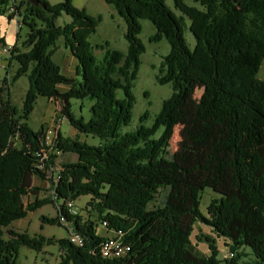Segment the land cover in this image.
Returning a JSON list of instances; mask_svg holds the SVG:
<instances>
[{"label":"trees","instance_id":"16d2710c","mask_svg":"<svg viewBox=\"0 0 264 264\" xmlns=\"http://www.w3.org/2000/svg\"><path fill=\"white\" fill-rule=\"evenodd\" d=\"M13 1L0 0V16L21 18L20 30L28 31L20 45L24 52L16 33L10 53L17 65L14 76L0 78V264H18L21 247L40 251L52 244L61 253L59 264H264V82L257 77L264 62V0H193L197 7L174 0L180 17L164 0H104L125 23L127 49L125 54L105 49L101 61L89 42L99 19L71 0L52 6L44 0ZM63 14L69 22L56 25ZM183 16L190 20L192 51L183 37ZM139 20L155 27L150 41L169 44L155 82L168 83L172 95L163 100L151 126H143L144 112L134 130L123 132L131 123V82L145 50ZM61 38L77 61L78 79L63 76L51 59ZM0 45L6 46L1 35ZM116 69L123 83L111 77ZM23 76L29 87L17 111L8 91ZM192 85L203 91L188 139L210 153L203 164L183 169L168 148ZM60 86L68 90L62 93ZM38 97L61 101L62 117L97 145L64 137L57 129L46 147L43 127L33 131L26 123ZM70 99L92 101L88 121L71 113ZM59 155H74L75 161L57 165ZM195 169L204 172L202 181L191 175ZM35 177L49 181L48 198L38 199ZM204 189L219 196L206 215L199 211ZM83 196L89 200L82 213H69L68 201ZM50 204L58 214L41 221L66 228L68 236L79 235L83 245L10 229L12 222ZM196 224L223 237L234 257L217 259L206 236L210 254L197 252L190 241ZM111 239L123 255L109 249L103 256L102 245ZM241 249L249 251V262L242 263Z\"/></svg>","mask_w":264,"mask_h":264},{"label":"rangeland","instance_id":"374dc122","mask_svg":"<svg viewBox=\"0 0 264 264\" xmlns=\"http://www.w3.org/2000/svg\"><path fill=\"white\" fill-rule=\"evenodd\" d=\"M20 0H14V3H18ZM50 4L55 5L63 0H44ZM166 6L170 9L175 16L180 17L181 14L174 9V0H164ZM187 5L197 7L198 5L193 0H183ZM71 5L76 8L84 9L87 14L99 19L98 26L95 33L89 36V42L94 46L93 56L97 61H101L104 55V50L117 51L125 54L127 49V42L124 39L126 33L125 23L122 18L114 11L110 5L105 4L104 0H71ZM21 12V10H20ZM22 13V12H21ZM184 18V39L189 50H193L195 41L192 34L189 32V19ZM19 22L21 18L18 17ZM69 18L64 14L56 20V25L62 26L67 24ZM140 35L139 40L144 45L145 50L139 57V65L137 67V78L132 83V96L134 97V105L131 110V123L128 127L123 129V132H129L135 129L139 125L140 117L147 112L148 117L144 121L143 126H151L157 113L161 110L163 100L169 98L172 95L171 86L167 83L164 85H158L155 80L159 72V65L161 58L165 56L170 47L165 39H161L159 42L154 43L150 41V37L156 34L155 27L147 20H139ZM17 19L7 21L5 16H0V35L3 36L6 46H13L16 40V33L19 35L17 47L21 51H26L20 48L22 41L25 38L27 28L23 27L21 30L17 29ZM3 45H0V47ZM52 61L61 70L63 76L67 78H76L75 67L77 61L72 57L69 49H66L62 38L59 39L54 47L52 53ZM11 56H3L0 53V78L10 79L15 74L17 65L15 61H11ZM8 62V66L6 65ZM120 65V64H119ZM119 65L116 67L118 68ZM114 80L123 83V78L119 74L118 69L111 75ZM257 77L264 82V62L258 69ZM29 87L27 76L20 77L9 88L8 97L11 104L19 111L22 107L25 92ZM192 90L189 96L186 97L185 106L179 112L176 125L173 127V133L171 141H169V154L173 160L181 166L183 169H194L195 166L203 164L210 153V148L205 146H199L191 143L188 139V131L192 125L193 117L197 109V102L202 95V87L198 85H192ZM62 93H65L68 89L66 87H59ZM122 91H118L117 97H122ZM70 103V111L76 116V118H83L84 121H88L90 118L92 101L88 99L77 101V99L68 100ZM62 102L56 99L48 101L46 98L38 97L33 107L32 113H30L27 125L33 131H38L42 126L45 128L49 122L55 119L58 123V129L62 136L76 138L79 142H85L91 146L97 145V140L91 138V136H85L78 134L61 115ZM20 115V114H19ZM57 127V126H56ZM161 134L159 131L156 135L158 138ZM18 147V144H16ZM75 161L74 155H64L56 159L57 165L59 162ZM48 175V173H47ZM191 175L197 180L204 179V172L199 170H193ZM48 180V178H47ZM32 185L40 189L38 199H46L50 196L51 191L49 189V181H42L38 178H34ZM219 196L210 192L209 189H204L200 194L199 211L206 215V208L209 203L214 199H218ZM32 198L29 199V201ZM89 200L88 196H83L74 202L75 212L82 213L85 203ZM58 214V207L54 204L42 207L36 210L34 213H30L19 221L11 223L10 229L17 233H27L28 236L40 235L43 238L54 239H66L68 238V232L64 227H58L56 225L44 224L41 218L52 219ZM83 216L89 215L88 212L83 213ZM102 230V229H101ZM100 230V234L103 232ZM203 236L209 238L212 242V247L216 253V257L219 260L232 259L234 256L230 255L228 242L223 237H217L207 226L196 224L194 226L193 233H191L190 241L195 246V250L200 254L209 255L210 244L203 240ZM5 238V236H4ZM6 239V238H5ZM243 254L242 263L249 262L252 259L248 250H238ZM60 251L57 244H52L43 247L40 251L27 250L25 247H21L18 251V264H59Z\"/></svg>","mask_w":264,"mask_h":264},{"label":"built area","instance_id":"2783aa9c","mask_svg":"<svg viewBox=\"0 0 264 264\" xmlns=\"http://www.w3.org/2000/svg\"><path fill=\"white\" fill-rule=\"evenodd\" d=\"M16 26H17V29L20 30L21 24H19V22H17ZM11 51H12V46H1L0 47V53L3 54V56L8 57L10 55ZM57 123L58 122L55 119H53L52 122H49L47 125L46 124L44 125L45 126V128H44V131H45L44 143H45L46 147H49L52 143L53 138H55V134H56V131L58 129ZM66 209L68 210L69 213L76 214L74 201L69 200L68 206L66 207ZM68 239L70 240V242L73 243L74 246L80 247L81 245H83V240L79 235H75L73 233H70L68 236ZM109 249H116V250L120 251V253L122 255L124 253V249L120 248L118 243L113 241V239L105 242L104 245H102L101 252H102L104 257L109 256ZM230 255L232 256L233 254L230 253Z\"/></svg>","mask_w":264,"mask_h":264},{"label":"water","instance_id":"95a60500","mask_svg":"<svg viewBox=\"0 0 264 264\" xmlns=\"http://www.w3.org/2000/svg\"><path fill=\"white\" fill-rule=\"evenodd\" d=\"M31 2H34L35 0H30Z\"/></svg>","mask_w":264,"mask_h":264},{"label":"crops","instance_id":"0c3cea01","mask_svg":"<svg viewBox=\"0 0 264 264\" xmlns=\"http://www.w3.org/2000/svg\"><path fill=\"white\" fill-rule=\"evenodd\" d=\"M8 64V62H6V65ZM8 66V65H7Z\"/></svg>","mask_w":264,"mask_h":264}]
</instances>
